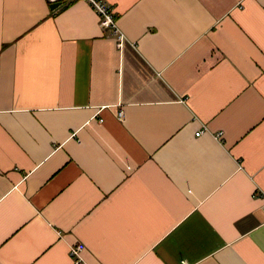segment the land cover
Instances as JSON below:
<instances>
[{
  "label": "crops",
  "instance_id": "1",
  "mask_svg": "<svg viewBox=\"0 0 264 264\" xmlns=\"http://www.w3.org/2000/svg\"><path fill=\"white\" fill-rule=\"evenodd\" d=\"M107 2L0 0V264H264V0Z\"/></svg>",
  "mask_w": 264,
  "mask_h": 264
},
{
  "label": "built area",
  "instance_id": "2",
  "mask_svg": "<svg viewBox=\"0 0 264 264\" xmlns=\"http://www.w3.org/2000/svg\"><path fill=\"white\" fill-rule=\"evenodd\" d=\"M47 2H64L65 0H46ZM95 11V13L98 15L100 21L102 24L107 26V28L110 29V33L114 38L115 45L117 48H121L124 41L125 36L119 29L117 22H116V16L112 10V7L107 2V0H85ZM123 112L119 111L117 113V117L119 119L122 118ZM203 133V130H198L195 132V136H199ZM220 136V134H218ZM85 249V246L77 242V244H74L69 248V255L73 258L72 264H80L79 256L81 255V252ZM77 257V258H75Z\"/></svg>",
  "mask_w": 264,
  "mask_h": 264
},
{
  "label": "water",
  "instance_id": "3",
  "mask_svg": "<svg viewBox=\"0 0 264 264\" xmlns=\"http://www.w3.org/2000/svg\"><path fill=\"white\" fill-rule=\"evenodd\" d=\"M58 4V2L57 3H54L53 5H57Z\"/></svg>",
  "mask_w": 264,
  "mask_h": 264
}]
</instances>
